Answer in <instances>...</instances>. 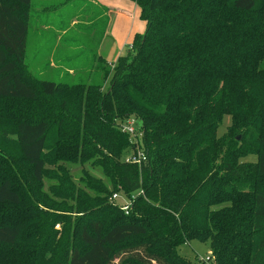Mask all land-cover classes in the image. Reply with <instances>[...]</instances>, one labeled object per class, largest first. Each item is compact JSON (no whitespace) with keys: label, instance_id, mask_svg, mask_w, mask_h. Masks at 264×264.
<instances>
[{"label":"trees","instance_id":"16d2710c","mask_svg":"<svg viewBox=\"0 0 264 264\" xmlns=\"http://www.w3.org/2000/svg\"><path fill=\"white\" fill-rule=\"evenodd\" d=\"M87 3L100 46L109 19ZM135 3L145 34L113 65L96 55L105 91L38 78L33 0H0V119L16 143L0 154V264H264V0ZM130 119L141 165L125 161ZM115 193L136 194L128 214ZM193 242L211 256L179 254Z\"/></svg>","mask_w":264,"mask_h":264},{"label":"rangeland","instance_id":"374dc122","mask_svg":"<svg viewBox=\"0 0 264 264\" xmlns=\"http://www.w3.org/2000/svg\"><path fill=\"white\" fill-rule=\"evenodd\" d=\"M87 1L33 0L34 11L30 22L26 59L31 71L42 80L67 84H104L106 91L110 86V78L104 83L101 73L95 69L96 55H99L97 54L99 37L97 29L93 30V22L89 20L93 8ZM98 8V13H103L102 9ZM117 13H124L126 16H118L120 14ZM99 26H102L101 21L96 22L95 27ZM145 30L146 26L139 17L135 0H116V5L111 8L107 29L101 42L112 56L110 62L116 61L114 55L117 51L120 56L127 55L134 35H144ZM101 31L99 29V33ZM12 105L18 111V108L23 106ZM6 109H9L8 106ZM44 110L46 108L39 109L43 115ZM231 124V118L226 117L219 129V135L227 134ZM135 127L141 130L142 123L136 121ZM5 129L7 136L3 137L1 130ZM11 132V120L6 117L4 120L0 119V154L9 153L16 148V143L9 136ZM248 161L255 162L256 158L249 157ZM65 166L70 170L73 181L77 182L81 169L70 164ZM90 173L96 175L93 171ZM97 174L98 177H102L98 171ZM45 192H48L47 186ZM123 198L117 201L119 205L124 203ZM178 252L193 262L205 259L212 253L208 244L199 242H193L190 246L182 245Z\"/></svg>","mask_w":264,"mask_h":264},{"label":"built area","instance_id":"2783aa9c","mask_svg":"<svg viewBox=\"0 0 264 264\" xmlns=\"http://www.w3.org/2000/svg\"><path fill=\"white\" fill-rule=\"evenodd\" d=\"M136 124V120L135 119H130L128 120L126 123H124V125L121 127L122 131L124 133H127L130 135V141L132 144L136 145V153H132L131 155L127 156L125 161L126 163H132V164H137V165H141L143 162L146 161V155L143 152V150L141 149L140 145H139V135H140V130H138L135 127ZM143 193V192H141ZM123 197L120 196L119 193H115L112 195V201L116 202L121 199ZM125 201L122 205H119L120 208L126 212V214H128L129 210L132 207L133 204V199L134 196H132V198H123ZM211 256V254L208 255V257Z\"/></svg>","mask_w":264,"mask_h":264},{"label":"crops","instance_id":"0c3cea01","mask_svg":"<svg viewBox=\"0 0 264 264\" xmlns=\"http://www.w3.org/2000/svg\"><path fill=\"white\" fill-rule=\"evenodd\" d=\"M93 2L92 3L94 4V6H96L97 8L100 7L102 11L105 10V13L107 14V17L109 19L110 14H111V8L116 5V0H93ZM138 12H139V9H138ZM117 14H120L118 16H122V17L126 16L124 13H117ZM98 54L103 60H105L108 64H111V65H113L120 57V53L117 51V53L114 55L116 61L114 60L113 62H110L109 59H111L110 57L112 56L108 54V51L106 50L103 43H101L100 46L98 47Z\"/></svg>","mask_w":264,"mask_h":264}]
</instances>
